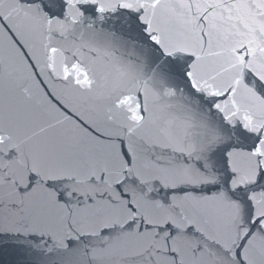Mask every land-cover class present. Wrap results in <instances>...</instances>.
<instances>
[{
  "label": "snow or ice",
  "instance_id": "1",
  "mask_svg": "<svg viewBox=\"0 0 264 264\" xmlns=\"http://www.w3.org/2000/svg\"><path fill=\"white\" fill-rule=\"evenodd\" d=\"M0 264H264V0H0Z\"/></svg>",
  "mask_w": 264,
  "mask_h": 264
}]
</instances>
